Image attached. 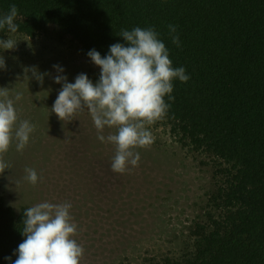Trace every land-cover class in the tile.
Returning a JSON list of instances; mask_svg holds the SVG:
<instances>
[{
	"label": "trees",
	"instance_id": "obj_1",
	"mask_svg": "<svg viewBox=\"0 0 264 264\" xmlns=\"http://www.w3.org/2000/svg\"><path fill=\"white\" fill-rule=\"evenodd\" d=\"M12 4L18 33L35 38L53 24L86 58L91 49L104 56L124 43V29L159 33L173 67L190 76L173 82L163 118L177 141L223 167L213 198L218 214L196 224L193 252L155 264H264V0H0V15ZM8 33L0 30V38ZM27 208L0 197V264L16 259Z\"/></svg>",
	"mask_w": 264,
	"mask_h": 264
},
{
	"label": "rangeland",
	"instance_id": "obj_2",
	"mask_svg": "<svg viewBox=\"0 0 264 264\" xmlns=\"http://www.w3.org/2000/svg\"><path fill=\"white\" fill-rule=\"evenodd\" d=\"M14 49L0 52V88L14 99L18 122L34 126L29 143L17 152L15 143L3 154L10 168L0 173V197L15 210L41 202H70L78 225L74 237L84 249L81 264H155L182 259L194 250L193 231L217 215L216 189L222 182L219 161L183 145L166 120L148 126L153 142L137 149V167L114 173L115 146L101 143L87 109L61 120L51 111L62 87L54 82L53 65L64 68L69 82L86 73L95 82L100 69L80 52L79 44L53 24L31 38L9 32ZM44 75L40 83L31 69ZM115 129L105 128L103 135ZM25 168L42 177L27 182Z\"/></svg>",
	"mask_w": 264,
	"mask_h": 264
},
{
	"label": "clouds",
	"instance_id": "obj_3",
	"mask_svg": "<svg viewBox=\"0 0 264 264\" xmlns=\"http://www.w3.org/2000/svg\"><path fill=\"white\" fill-rule=\"evenodd\" d=\"M18 8L10 5L6 14L0 15V30L18 31L15 23ZM171 42L180 47L181 42L175 25H168ZM124 43H114L102 56L96 49L87 52L90 61L99 67V78L93 82L86 73H80L69 82L64 68L53 65L56 84L62 85L51 111L61 120L72 118L87 109L101 143L115 146L111 160L114 173L124 174L138 166L141 159L137 149L146 148L153 142L149 130L168 111L166 103L174 99V81L186 83L190 76L184 67H173L169 49L151 27L124 29L120 35ZM14 39L0 38V52L14 49ZM5 60L0 55V69ZM36 79L43 83L44 75L31 69ZM22 99L17 93L0 88V173L10 168L3 154L15 143L22 152L29 143L35 126L28 120L18 122L15 101ZM115 129L113 134L103 135L105 128ZM24 179L37 185L42 177L34 168H25ZM70 202H41L23 212V241L14 250L15 260L5 257L9 264H81L85 249L74 238L78 225L70 214Z\"/></svg>",
	"mask_w": 264,
	"mask_h": 264
}]
</instances>
